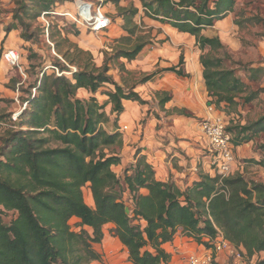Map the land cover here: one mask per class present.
I'll return each mask as SVG.
<instances>
[{
	"label": "trees",
	"instance_id": "trees-1",
	"mask_svg": "<svg viewBox=\"0 0 264 264\" xmlns=\"http://www.w3.org/2000/svg\"><path fill=\"white\" fill-rule=\"evenodd\" d=\"M112 1L124 20L128 36L123 38L128 42L113 48L112 56H106L99 67L75 60L74 53L81 51L76 44L71 43L72 52H62L59 42L55 43L56 52L65 62L56 58L52 72L43 71L34 86L36 95L30 93L24 99L27 106L17 122L11 116L0 115V123L7 120L14 127L0 138V264L102 261L103 255L95 244L103 242L106 225L113 226L111 233L127 249L132 264H169L171 254L163 245L172 242L179 232L208 247L204 237L216 238L222 232L251 264H264L263 182H250L240 173L225 178L202 173L191 185L186 182L181 187L171 178L158 179L142 148L136 150L134 161L123 176L113 170L121 163L119 150L124 138L117 119L125 112V103H148L137 87L157 73L171 72L180 77L189 74L182 68L185 58L181 55L177 65L131 86L117 82L109 74L110 60H135L148 41H129L136 34L134 18L139 8L121 6V0ZM139 2L149 17L195 36L204 83L217 110L229 116L240 115L241 109L264 93V88L255 89L252 85L264 79V66L242 65L229 54L214 55L225 45L219 36L203 34L228 16L235 0ZM44 3L41 11L30 12L26 1L18 2L20 9L33 19L43 11H51V2ZM20 17L24 24V18L16 16ZM15 29L18 26L9 28ZM32 35L25 30L21 38L30 41ZM227 59L239 67H231ZM72 63L79 66L75 72L70 68ZM55 68L63 75H57ZM238 71L244 75H238ZM106 85L112 89L103 91ZM81 90L91 95L82 98ZM98 93L106 96L104 102L99 101ZM164 95L162 105L171 100L166 92ZM3 100L0 98V102ZM108 105L110 113L106 111ZM111 114L117 119L109 130L106 126ZM226 130L232 135L236 150L264 132V116L253 123L230 122ZM261 155L262 159L255 163L264 167V153ZM86 185L91 189L94 208L84 199ZM124 194H128L132 206L123 199ZM10 212L17 216L7 223L4 216ZM72 218L80 220L81 230L72 229Z\"/></svg>",
	"mask_w": 264,
	"mask_h": 264
},
{
	"label": "rangeland",
	"instance_id": "rangeland-1",
	"mask_svg": "<svg viewBox=\"0 0 264 264\" xmlns=\"http://www.w3.org/2000/svg\"><path fill=\"white\" fill-rule=\"evenodd\" d=\"M19 1L23 0H0V36H3L0 41V98L5 99L0 102V115L7 118L11 116L15 122L18 121L14 120L15 114L24 110L26 103L24 99L28 98L30 93L33 96L36 94L34 86L42 77L43 71L52 72L56 58L65 62L62 55L56 52L55 43L59 42L62 52L69 49L72 52L74 49L71 43L76 44L81 51L74 53L75 60L82 63L91 62L99 67L104 64L106 56L107 58L112 56L113 48L124 46L122 44L128 42L123 38L128 36L123 28L124 20L119 16L117 5L112 0H48L51 2L52 11L73 14L77 13L81 3L92 2L96 6H102V10L114 22L108 31L96 33L78 25L73 19L52 14L47 18L50 21V35L42 18H31L24 9H20L22 5L18 4ZM24 1L30 12L41 11L45 4L44 0ZM120 5L137 7L140 10L134 18L137 30L135 36L129 40L130 43L133 44L137 40L148 43L135 60L129 61L125 58L110 60L109 74L117 82L131 86L163 68L177 65L181 55L185 58L183 69L187 70L196 63L201 51L195 36L178 32L149 17L139 0H121ZM19 15L24 18V24L21 23V17L16 18ZM12 26H18V29L9 30ZM24 29L28 33L32 32L33 38L30 41L21 38ZM203 34L219 36L225 45L223 50L215 52L214 55L224 57L225 54H229L234 62L242 65L264 66V0H235L234 9L228 13V16L203 31ZM10 48L20 53V66H11L5 60L4 54ZM87 54H90L91 58ZM226 62L231 67L237 66L229 59ZM71 65V70L79 67L77 63ZM65 74L72 76L70 72ZM237 74L244 75L239 71ZM178 81L187 82L174 74L157 73L152 80L137 87V91H140L148 103H125V112L118 119L116 115L111 114V122L106 126L107 129L111 130L117 119L124 138V145L119 150L121 163L112 167L119 176H123L125 169L134 161V154L138 148H142L143 153L146 152L147 159L153 162L161 178L171 177L181 187H184L186 182L190 183L192 179L198 178L202 173H213L210 146L201 129L204 120L197 118L186 108L172 107L174 102L180 101V97L185 95L183 91L175 88ZM252 85L255 89H262L264 79ZM107 89L112 87L106 85L102 90ZM165 92L172 99L162 105L161 100L165 97ZM90 95L86 90L79 92L82 98H88ZM97 98L100 102L106 100V96L101 93L97 94ZM110 110L111 106L108 105L107 113H110ZM239 113L241 114L233 116L224 114L223 118L228 126L230 122L253 123L264 116V93L247 104ZM12 128L14 127L9 121L1 122L0 138ZM263 145L264 132L254 142L236 149V161L230 176L240 173L250 182L264 183V167L255 163L263 157L261 155L262 152L264 153ZM83 193L86 203L94 208L95 202L89 185L83 188ZM123 199L129 206L133 205L128 194H124ZM16 216L13 212L7 213L4 221L9 223ZM70 225L75 231L82 229L77 218H72ZM112 228V225L104 227L105 237L109 235L114 237L111 233ZM110 245L113 249L112 253L123 260L125 254L121 244ZM96 248L100 252L102 247L97 244ZM236 259L245 258L243 256ZM107 261L103 259L102 262L92 264H106Z\"/></svg>",
	"mask_w": 264,
	"mask_h": 264
},
{
	"label": "built area",
	"instance_id": "built-area-1",
	"mask_svg": "<svg viewBox=\"0 0 264 264\" xmlns=\"http://www.w3.org/2000/svg\"><path fill=\"white\" fill-rule=\"evenodd\" d=\"M52 14L73 19L78 25H82L96 33L108 31L114 24L113 19L102 10V6H96L92 2H83L75 14L70 12L60 13L52 10L43 11L40 17L45 23L48 35L50 21L47 18ZM4 57L11 66H20V53L16 49L10 48L5 52ZM72 71H77V68L72 69ZM55 72L59 76L64 73L60 72L58 68H55ZM35 92L37 93V87L35 88ZM26 106L27 102L24 104V109ZM21 112L15 114L14 120H18ZM226 126V121L220 117L207 119L201 123V129L209 141L212 166L214 167L215 174L220 175L221 178L230 175L232 166L236 161V150L232 143V135L226 130ZM209 238L212 242L213 250L203 256L196 254L189 255V264H219L216 253L222 250H229L236 258L243 257L241 251L225 239L222 232L216 238Z\"/></svg>",
	"mask_w": 264,
	"mask_h": 264
},
{
	"label": "crops",
	"instance_id": "crops-1",
	"mask_svg": "<svg viewBox=\"0 0 264 264\" xmlns=\"http://www.w3.org/2000/svg\"><path fill=\"white\" fill-rule=\"evenodd\" d=\"M2 37L3 36H0V41ZM199 57L200 55L197 56L198 60H196V63H194V65L193 64L191 65V68L188 67L187 70L184 69L185 72L189 74V76L187 77H180L177 74L171 73V72H162V74L164 73L174 74L178 78L185 79V81H187V82L178 81L177 86L175 88L178 89V91H183L185 95L180 97V101L176 103L174 102L172 104L173 105L172 107L176 109L186 108L190 112H192L194 115H196L197 118L203 119V120L214 119L217 117L223 118L225 117L224 113H222L220 110H217L216 107L210 101L211 98L208 95V91L204 83V77H203L204 69L200 65ZM207 143L209 145V141H207ZM244 145H247V144H244ZM241 147H243V145L237 147V149H240ZM145 153L146 152H144V154ZM145 155L147 156V154ZM149 162L153 164V162L151 161ZM210 163L212 164V154L210 157ZM155 169H156V175L158 179L167 181L171 178V177H168L166 179L161 178L159 174L157 173L156 167ZM212 171L213 173H211V175H214L215 171L214 170ZM171 179L174 180L173 178ZM198 179L199 177L192 179L190 183L187 182V185H191L195 180H198ZM203 240L204 242H208L210 244V247H208L205 243H198L192 237L186 236L183 233L179 232L172 242H168L163 245L164 248L171 254V262L169 264H189L188 262L189 255L196 254V255L203 256L205 254H209L213 250L212 242L208 236L204 237ZM119 243L120 241L117 238L112 237L110 235L108 237H105L104 241L100 243V247H102L100 248V253H102L104 260L105 259L108 260L106 264L107 263L108 264H132L128 260L127 249L121 243H120L121 247L122 249H124L125 258L123 260H120L118 255L112 253L113 249L110 244L112 245L117 244L119 246L120 245ZM96 246L97 244H95V247ZM216 257H217V260L219 261V264H251V262H249L246 259H243V260L236 259V257L233 256L229 250H222L220 252H217ZM102 261H95V262H102Z\"/></svg>",
	"mask_w": 264,
	"mask_h": 264
}]
</instances>
